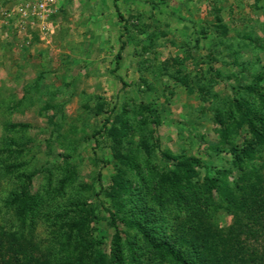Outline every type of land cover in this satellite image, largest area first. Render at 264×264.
Here are the masks:
<instances>
[{
  "label": "rangeland",
  "instance_id": "374dc122",
  "mask_svg": "<svg viewBox=\"0 0 264 264\" xmlns=\"http://www.w3.org/2000/svg\"><path fill=\"white\" fill-rule=\"evenodd\" d=\"M55 1L43 27L1 19L0 228L32 238L51 264H89L68 224L78 219L76 204L100 200V186L112 185L119 167L114 141L97 134L104 124L125 127L123 154L141 158L147 141L154 162L185 156L228 168L232 145H248L260 166L264 149L249 126L230 131L224 145L214 118L234 87L264 71V0H118L123 22L115 0ZM26 186L33 208L22 219V206L10 202ZM92 217L82 220L96 228L108 257L114 230ZM216 218L219 228L231 224L222 209Z\"/></svg>",
  "mask_w": 264,
  "mask_h": 264
},
{
  "label": "trees",
  "instance_id": "16d2710c",
  "mask_svg": "<svg viewBox=\"0 0 264 264\" xmlns=\"http://www.w3.org/2000/svg\"><path fill=\"white\" fill-rule=\"evenodd\" d=\"M117 1L115 8L123 22ZM122 28L128 31L126 25ZM124 46L125 42L121 50ZM120 57L119 52L118 61ZM254 79L250 85L234 87L225 104L227 108L216 110L214 119L220 125L224 145L229 142L230 131L248 125L250 134L259 142L258 147L264 149V71L257 72ZM184 81L197 85L201 93L206 91L194 80ZM144 109L154 118L151 123H159L152 108ZM106 127L104 124L97 134L105 132L114 141V158L119 166L116 175L112 185L100 186L96 193L100 200L96 204L82 201L75 205L78 219L68 224L82 236L89 264H264V158L260 166L255 163L254 146L232 145L228 168L185 156L169 164L163 159L152 161L155 156L148 150L147 141L141 144L144 149L141 158L139 152L123 154L119 138L125 127L123 124L119 129ZM197 169L203 171L201 180ZM69 172L70 179L74 169ZM233 172L237 176L231 182L229 176ZM98 182L101 183V174ZM10 204L21 205L18 213L22 219L27 217L33 208L27 186ZM221 209L231 216L226 229L216 223V214ZM90 214H93L91 223L105 221L114 230L108 257L96 228L90 226L89 220H82ZM0 264H51V261L47 253L38 250L32 238L0 228ZM74 264L84 263L79 259Z\"/></svg>",
  "mask_w": 264,
  "mask_h": 264
},
{
  "label": "built area",
  "instance_id": "2783aa9c",
  "mask_svg": "<svg viewBox=\"0 0 264 264\" xmlns=\"http://www.w3.org/2000/svg\"><path fill=\"white\" fill-rule=\"evenodd\" d=\"M10 4L13 6L11 11ZM55 13V0H0V24L3 17L9 23V19L16 16V25H23L26 23L25 19H31L33 23L43 27Z\"/></svg>",
  "mask_w": 264,
  "mask_h": 264
}]
</instances>
